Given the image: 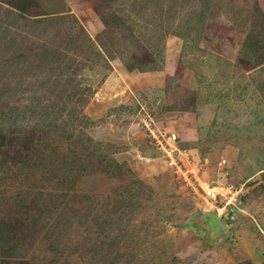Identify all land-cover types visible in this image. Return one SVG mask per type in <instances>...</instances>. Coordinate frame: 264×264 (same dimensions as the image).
Segmentation results:
<instances>
[{"label":"rangeland","instance_id":"obj_1","mask_svg":"<svg viewBox=\"0 0 264 264\" xmlns=\"http://www.w3.org/2000/svg\"><path fill=\"white\" fill-rule=\"evenodd\" d=\"M55 244L264 264V0H0V264Z\"/></svg>","mask_w":264,"mask_h":264},{"label":"built area","instance_id":"obj_2","mask_svg":"<svg viewBox=\"0 0 264 264\" xmlns=\"http://www.w3.org/2000/svg\"><path fill=\"white\" fill-rule=\"evenodd\" d=\"M149 132L151 133V136L149 135L151 142L155 144L156 149L166 158L168 166L173 169V172L177 174L182 173V158L186 156V153L179 148L176 134L170 133L163 135L159 133V135H156L153 130ZM201 190L206 198L212 200L219 194L217 193V187L211 186V184L207 182H202Z\"/></svg>","mask_w":264,"mask_h":264},{"label":"trees","instance_id":"obj_3","mask_svg":"<svg viewBox=\"0 0 264 264\" xmlns=\"http://www.w3.org/2000/svg\"><path fill=\"white\" fill-rule=\"evenodd\" d=\"M104 238H105L104 241L107 242L108 244H115L117 237L106 236ZM53 246H54V249L51 252V260H50L51 263L50 264H61V262L66 261V259H68L69 257V252L66 250V248L63 249V247L57 244ZM16 250L14 251V253L11 254V256L16 257L17 255H20L19 258L21 259V263H26V264L31 263V260H33V256L32 257L30 256L31 259H28L26 258L27 256L26 253H22V255L17 254L18 251L16 252Z\"/></svg>","mask_w":264,"mask_h":264},{"label":"water","instance_id":"obj_4","mask_svg":"<svg viewBox=\"0 0 264 264\" xmlns=\"http://www.w3.org/2000/svg\"><path fill=\"white\" fill-rule=\"evenodd\" d=\"M230 216V215H229ZM217 223H220L223 227L225 226L223 223H221L218 219L216 220Z\"/></svg>","mask_w":264,"mask_h":264}]
</instances>
